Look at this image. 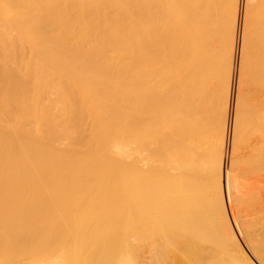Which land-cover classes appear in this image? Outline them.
I'll use <instances>...</instances> for the list:
<instances>
[{
  "label": "bare ground",
  "instance_id": "1",
  "mask_svg": "<svg viewBox=\"0 0 264 264\" xmlns=\"http://www.w3.org/2000/svg\"><path fill=\"white\" fill-rule=\"evenodd\" d=\"M248 82L264 0H0V264H264V231L188 245L238 199L245 139L264 170Z\"/></svg>",
  "mask_w": 264,
  "mask_h": 264
},
{
  "label": "rangeland",
  "instance_id": "2",
  "mask_svg": "<svg viewBox=\"0 0 264 264\" xmlns=\"http://www.w3.org/2000/svg\"><path fill=\"white\" fill-rule=\"evenodd\" d=\"M248 83H251V82H248ZM252 84L255 88L254 87L251 88ZM259 85L260 84H258V86ZM263 85H261V87H260V89L261 88L263 89L262 93H260V90L254 91L256 88L257 89L259 88V87H256L255 83H251L249 85H246L247 88L246 89L244 88V94H246V95L249 91L248 88H251L250 91H251L252 97H250L251 94L249 93L250 94V95L248 94L249 98H248V96L245 97L246 99L248 98L246 100V102L251 106L252 109L257 110V112L259 111V113L261 115H262V113H264V109H262L263 107L261 106L262 104H264V103H262V102H264V101H262L264 99V97H263L264 96V86ZM262 89H261V91H262ZM246 91H247V93H246ZM252 91L254 92V94L252 93ZM255 93H256V95H258V94L259 95L261 94V95L260 96L258 95L259 97H255ZM256 98H258V100H256ZM253 100H254V104L251 105L249 102H252ZM255 102H258L259 107L256 106L257 103H255ZM260 107H262V108H260ZM260 110L262 113L260 112ZM249 132H250V129H249ZM248 137H250V136H248ZM252 138L255 139V136L251 137L250 140L247 138L244 140V142H242V143H245V142L247 143V145H245V146L242 145V147H240L241 146L240 144H242V143H237L238 146L240 145L239 149H237L238 153L241 152L243 154V158L242 157H239V158H242V159L246 158L247 164H244L242 166V164H240V162H242V161L238 160V162L240 161L239 162L240 168L238 167V169H242L241 170L242 174H240L237 177V183H236V189H237L236 191H237L238 199L234 200L225 194L220 199V205H222L223 210L227 215V219L226 218L221 219L218 217L217 218V224L214 226H206V227L201 228V230L192 229L191 231H193L194 234L198 233L200 236H197L196 238L192 237V241L194 240L196 243H194V245L189 243L188 245H189L190 249H192L193 247H195V248L207 247V248H219V249L222 248L224 251H227V250L233 248L235 242H238L239 244L247 242V238H246L247 234H250V235L255 234L256 235V234H259L262 231H264V225H262L260 223L256 224V225L250 224V221H252L251 216L254 214V212H256L257 209L264 211V208L253 209V207L251 206V204H252L251 201L254 200L256 195H258V194L262 193V191H264V173H263L264 170H262L263 172H261L260 171L261 169L255 170L256 167L254 169V166H255L254 163L251 164L253 162L254 157L250 156V153H248L249 152L248 150H250V148H247V147H249L250 143H252L251 146L254 143V140ZM263 150H264V147H263ZM261 152L262 153L259 154L258 158L263 160L264 156L262 158H261V156L264 155V153H263L264 151H261ZM242 154L239 153L238 156H240V155L242 156ZM244 154H245V156H244ZM248 154H249L251 159L253 158L252 160L251 159L249 160V162L252 161L250 163L248 162V158H249ZM251 155H253V154H251ZM244 161L245 160H243V163H246V161L245 162ZM248 163H249V165H251V168L249 166H246V165H248ZM252 165H253V168H252ZM238 171H240V170H238ZM239 214H242L245 218V220H242L243 223L240 220L242 218L240 217ZM187 241H191V240L187 239ZM231 252H234V251H231Z\"/></svg>",
  "mask_w": 264,
  "mask_h": 264
}]
</instances>
